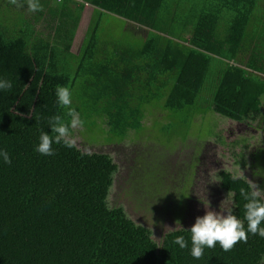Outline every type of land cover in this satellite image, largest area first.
Listing matches in <instances>:
<instances>
[{
	"label": "trees",
	"instance_id": "obj_1",
	"mask_svg": "<svg viewBox=\"0 0 264 264\" xmlns=\"http://www.w3.org/2000/svg\"><path fill=\"white\" fill-rule=\"evenodd\" d=\"M83 1L92 12L75 51L83 3L39 0L43 10L29 12L27 0L23 7L0 0V78L13 85L0 91V149L11 157V164L0 161V264H261L257 235L227 252L217 243L199 259L190 255V228L156 243L120 205L108 206L116 171L108 154L54 144L55 155L41 156L34 146L42 131L55 135L50 118L71 124L69 109L56 103L60 86L71 91L77 119L106 141L142 131L149 108L166 112L149 129L181 140L208 110L259 119L264 0ZM109 15L122 19L130 37L107 28ZM218 178L246 228L240 193L252 186L226 170ZM180 235L185 249L174 243Z\"/></svg>",
	"mask_w": 264,
	"mask_h": 264
},
{
	"label": "rangeland",
	"instance_id": "obj_2",
	"mask_svg": "<svg viewBox=\"0 0 264 264\" xmlns=\"http://www.w3.org/2000/svg\"><path fill=\"white\" fill-rule=\"evenodd\" d=\"M76 1L83 6L72 44L75 51L92 12L83 0ZM107 22L112 32L130 37L123 31L120 17L109 15ZM165 113L149 108L144 129L130 131L120 141H106L96 127H71L68 139L77 148L106 153L116 164L108 206L120 205L126 216L149 229L153 241L159 243L164 233L191 228L207 211L221 216L229 211L233 214L232 194L219 187V170L244 178L253 190H261L259 195L264 199V114L257 120L239 122L208 110L194 117L186 139L181 140L149 129L152 121ZM180 134L183 136L184 130ZM258 148H263L259 154L263 156L255 160L253 152Z\"/></svg>",
	"mask_w": 264,
	"mask_h": 264
},
{
	"label": "clouds",
	"instance_id": "obj_3",
	"mask_svg": "<svg viewBox=\"0 0 264 264\" xmlns=\"http://www.w3.org/2000/svg\"><path fill=\"white\" fill-rule=\"evenodd\" d=\"M10 2L17 7L24 6L22 0H10ZM27 10L39 12L43 9L39 0H27ZM12 86L10 80L0 78V91L9 90ZM55 95L57 105L68 108V115L73 118L70 125L63 123L58 116L49 119V129L55 135L50 136L48 132H41L38 143L34 146V151L41 156L55 155L54 144H62L67 148L74 147V143L68 139L69 128L83 125V121L78 120L74 110L71 109V91L67 87L60 86L57 87ZM0 161L11 164V157L4 149H0ZM260 191L254 188L251 192H245L241 189L240 194L246 201L244 204L246 228L244 222L231 211L225 216L217 215L214 211H207L203 216L197 217L189 230L191 233L190 255L194 259H199L203 256L205 248H214L217 243L223 251H230L237 242H246L249 234L264 239V226H262L264 225V202L259 199ZM174 243L180 249L188 247V242L183 235L177 236Z\"/></svg>",
	"mask_w": 264,
	"mask_h": 264
}]
</instances>
